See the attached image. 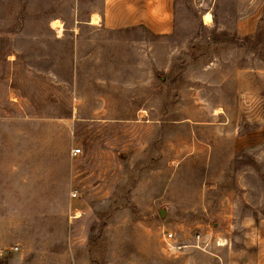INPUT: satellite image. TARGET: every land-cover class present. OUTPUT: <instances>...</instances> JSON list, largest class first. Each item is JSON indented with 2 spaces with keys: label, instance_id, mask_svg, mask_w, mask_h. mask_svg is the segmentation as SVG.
<instances>
[{
  "label": "rangeland",
  "instance_id": "obj_1",
  "mask_svg": "<svg viewBox=\"0 0 264 264\" xmlns=\"http://www.w3.org/2000/svg\"><path fill=\"white\" fill-rule=\"evenodd\" d=\"M102 6L0 0V259L264 264V0H179L167 35Z\"/></svg>",
  "mask_w": 264,
  "mask_h": 264
},
{
  "label": "crops",
  "instance_id": "obj_2",
  "mask_svg": "<svg viewBox=\"0 0 264 264\" xmlns=\"http://www.w3.org/2000/svg\"><path fill=\"white\" fill-rule=\"evenodd\" d=\"M178 1L103 0L101 12L96 14L100 18L99 24L102 23L107 29L119 30L132 27H144L153 34L167 35L171 34L175 29ZM260 19L261 15H257L254 18L242 20L238 26L239 33L243 37L254 36L257 32ZM251 137V135H245L242 138V142L247 147L264 142V138L256 142ZM245 222L254 223L260 231L264 227V215L260 219L249 216L245 219ZM252 234V230L247 233L248 240H252Z\"/></svg>",
  "mask_w": 264,
  "mask_h": 264
},
{
  "label": "bare ground",
  "instance_id": "obj_3",
  "mask_svg": "<svg viewBox=\"0 0 264 264\" xmlns=\"http://www.w3.org/2000/svg\"><path fill=\"white\" fill-rule=\"evenodd\" d=\"M95 15V14H94ZM97 16V15H96ZM96 16H93L92 17V22H98V19H97V17ZM204 19H205V21H206V23H212L213 22V16H212V14L210 13V12H206L205 14H204ZM54 24H56V26H59L58 25V20H55L54 22H53Z\"/></svg>",
  "mask_w": 264,
  "mask_h": 264
},
{
  "label": "built area",
  "instance_id": "obj_4",
  "mask_svg": "<svg viewBox=\"0 0 264 264\" xmlns=\"http://www.w3.org/2000/svg\"><path fill=\"white\" fill-rule=\"evenodd\" d=\"M80 153H81V148L77 147V148H74V149H73V154H74V155H79ZM76 193H77V192H73L74 195H76ZM169 236L171 237L172 234L169 233Z\"/></svg>",
  "mask_w": 264,
  "mask_h": 264
},
{
  "label": "trees",
  "instance_id": "obj_5",
  "mask_svg": "<svg viewBox=\"0 0 264 264\" xmlns=\"http://www.w3.org/2000/svg\"><path fill=\"white\" fill-rule=\"evenodd\" d=\"M0 264H7V259H0Z\"/></svg>",
  "mask_w": 264,
  "mask_h": 264
},
{
  "label": "water",
  "instance_id": "obj_6",
  "mask_svg": "<svg viewBox=\"0 0 264 264\" xmlns=\"http://www.w3.org/2000/svg\"><path fill=\"white\" fill-rule=\"evenodd\" d=\"M161 215L164 216L165 215V211L161 210Z\"/></svg>",
  "mask_w": 264,
  "mask_h": 264
}]
</instances>
